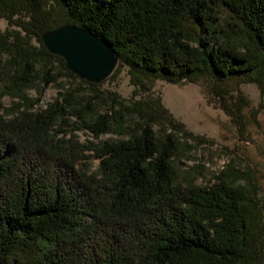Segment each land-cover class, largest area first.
<instances>
[{"label": "trees", "instance_id": "1", "mask_svg": "<svg viewBox=\"0 0 264 264\" xmlns=\"http://www.w3.org/2000/svg\"><path fill=\"white\" fill-rule=\"evenodd\" d=\"M221 8L254 44L223 39L236 23L222 26ZM0 16L60 62L40 35L63 24L89 29L137 85L207 74L254 81L264 94V0H0ZM10 35L0 33V52L15 51L28 84L37 54ZM55 80L47 69L44 86ZM69 114L95 137L112 126L108 113L85 119L61 91L40 111L0 114V264H264V214L245 185L223 174L207 186L174 184L177 138H157L147 111L127 138L90 146L58 137ZM84 149L98 159L96 171L78 165Z\"/></svg>", "mask_w": 264, "mask_h": 264}, {"label": "rangeland", "instance_id": "2", "mask_svg": "<svg viewBox=\"0 0 264 264\" xmlns=\"http://www.w3.org/2000/svg\"><path fill=\"white\" fill-rule=\"evenodd\" d=\"M19 16L15 14L13 18ZM219 17L226 28L236 23L223 39L234 41L238 47L253 43L250 33L232 19L226 8L220 9ZM19 18L23 19V15ZM5 32L11 34L10 42L18 40L37 54L34 78L23 84L19 80L22 59H14L15 51L0 52V114L5 118L24 110L40 111L58 97L59 91L66 92L74 95L85 119L102 113L112 115L110 131L98 137L83 126L76 114L68 115L66 132H60L58 137L90 146L127 138L141 120L140 113L147 111L153 118L157 138L165 133L177 138L170 160L174 184L207 186L223 174L234 184L245 185L264 214V94L256 82L240 78L220 82L206 74L194 81L171 83L157 78L137 85L128 65L118 61L110 76L91 83L72 73L64 62L42 53L37 36L0 16V33ZM47 69L52 70L56 80L44 86L42 77ZM61 123L60 117L56 125ZM83 155L78 165L89 172L96 171L99 161L93 151L84 149Z\"/></svg>", "mask_w": 264, "mask_h": 264}, {"label": "water", "instance_id": "3", "mask_svg": "<svg viewBox=\"0 0 264 264\" xmlns=\"http://www.w3.org/2000/svg\"><path fill=\"white\" fill-rule=\"evenodd\" d=\"M41 39L50 53L64 59L67 69L91 83L110 76L119 61L104 39L84 27L63 24L43 32Z\"/></svg>", "mask_w": 264, "mask_h": 264}]
</instances>
